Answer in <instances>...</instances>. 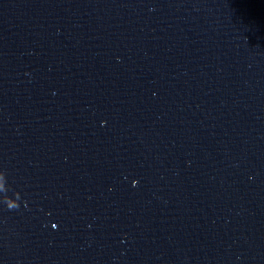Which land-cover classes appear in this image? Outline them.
<instances>
[{
    "label": "water",
    "instance_id": "water-1",
    "mask_svg": "<svg viewBox=\"0 0 264 264\" xmlns=\"http://www.w3.org/2000/svg\"><path fill=\"white\" fill-rule=\"evenodd\" d=\"M0 264H264V0H0Z\"/></svg>",
    "mask_w": 264,
    "mask_h": 264
},
{
    "label": "clouds",
    "instance_id": "clouds-1",
    "mask_svg": "<svg viewBox=\"0 0 264 264\" xmlns=\"http://www.w3.org/2000/svg\"><path fill=\"white\" fill-rule=\"evenodd\" d=\"M7 206H8L9 209H13V208L18 207L17 202L9 203V204H7Z\"/></svg>",
    "mask_w": 264,
    "mask_h": 264
}]
</instances>
